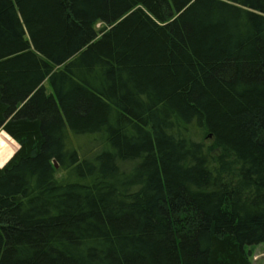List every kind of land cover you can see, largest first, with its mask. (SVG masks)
<instances>
[{"label":"trees","instance_id":"obj_1","mask_svg":"<svg viewBox=\"0 0 264 264\" xmlns=\"http://www.w3.org/2000/svg\"><path fill=\"white\" fill-rule=\"evenodd\" d=\"M0 132V264H252L264 0H0Z\"/></svg>","mask_w":264,"mask_h":264},{"label":"rangeland","instance_id":"obj_2","mask_svg":"<svg viewBox=\"0 0 264 264\" xmlns=\"http://www.w3.org/2000/svg\"><path fill=\"white\" fill-rule=\"evenodd\" d=\"M100 23H96L95 24V28L99 29L100 27ZM47 88L49 89L48 84H46ZM0 141H2V143H4L5 145V149L6 152H8L10 150V152L8 153L7 157H5V159L0 160V164H2V162H4V160H7V158L11 155V153L15 150L16 147V143L13 142L12 139H10L9 137H7L3 132H0ZM61 171L57 170L56 171V177H60L61 175ZM252 250V257H251V261L252 264H264V242H261L259 244H256L254 246H252V248H250Z\"/></svg>","mask_w":264,"mask_h":264},{"label":"bare ground","instance_id":"obj_3","mask_svg":"<svg viewBox=\"0 0 264 264\" xmlns=\"http://www.w3.org/2000/svg\"><path fill=\"white\" fill-rule=\"evenodd\" d=\"M5 148L6 147H5L4 143H2V141H0V160L5 159V157H7L8 153L10 152V150L8 152H6Z\"/></svg>","mask_w":264,"mask_h":264},{"label":"water","instance_id":"obj_4","mask_svg":"<svg viewBox=\"0 0 264 264\" xmlns=\"http://www.w3.org/2000/svg\"><path fill=\"white\" fill-rule=\"evenodd\" d=\"M53 163H54V166H55V167H57V164H56V162L54 161Z\"/></svg>","mask_w":264,"mask_h":264}]
</instances>
